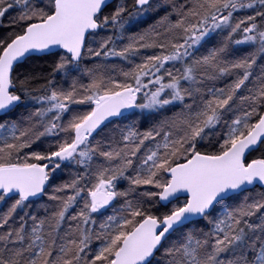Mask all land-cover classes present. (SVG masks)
Returning <instances> with one entry per match:
<instances>
[{
	"label": "snow or ice",
	"instance_id": "6c2138e0",
	"mask_svg": "<svg viewBox=\"0 0 264 264\" xmlns=\"http://www.w3.org/2000/svg\"><path fill=\"white\" fill-rule=\"evenodd\" d=\"M0 264H264V0H0Z\"/></svg>",
	"mask_w": 264,
	"mask_h": 264
}]
</instances>
